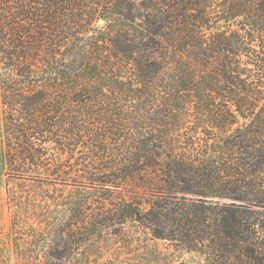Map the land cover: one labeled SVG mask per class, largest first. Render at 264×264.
<instances>
[{
  "label": "trees",
  "instance_id": "obj_1",
  "mask_svg": "<svg viewBox=\"0 0 264 264\" xmlns=\"http://www.w3.org/2000/svg\"><path fill=\"white\" fill-rule=\"evenodd\" d=\"M0 133L16 264H264V0H0Z\"/></svg>",
  "mask_w": 264,
  "mask_h": 264
},
{
  "label": "rangeland",
  "instance_id": "obj_2",
  "mask_svg": "<svg viewBox=\"0 0 264 264\" xmlns=\"http://www.w3.org/2000/svg\"><path fill=\"white\" fill-rule=\"evenodd\" d=\"M2 151L0 133V157ZM5 178V167L0 159V264H16L10 230V214L6 206ZM148 244L147 250L140 248L135 252H125L119 250L120 248L114 250L112 245L105 242L94 243L89 247L90 264H179L181 258L185 256L174 251L173 246L164 240H149Z\"/></svg>",
  "mask_w": 264,
  "mask_h": 264
}]
</instances>
